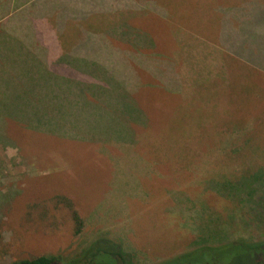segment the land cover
I'll return each mask as SVG.
<instances>
[{"label": "rangeland", "instance_id": "rangeland-1", "mask_svg": "<svg viewBox=\"0 0 264 264\" xmlns=\"http://www.w3.org/2000/svg\"><path fill=\"white\" fill-rule=\"evenodd\" d=\"M35 4L0 22V264L264 242V0Z\"/></svg>", "mask_w": 264, "mask_h": 264}, {"label": "trees", "instance_id": "trees-1", "mask_svg": "<svg viewBox=\"0 0 264 264\" xmlns=\"http://www.w3.org/2000/svg\"><path fill=\"white\" fill-rule=\"evenodd\" d=\"M0 108V118L4 116ZM4 146H7L4 145ZM1 195V194H0ZM61 202V200H59ZM63 201V200H62ZM65 202V201H64ZM68 206L71 204L68 202ZM0 203V213L2 212ZM79 233L82 223L73 213ZM7 264H63L58 256L42 255L32 259L11 261ZM69 264H136L130 252L124 251L121 243L107 238L97 239L82 253L81 258ZM156 264H264V242H229L217 246H201L189 252Z\"/></svg>", "mask_w": 264, "mask_h": 264}, {"label": "crops", "instance_id": "crops-1", "mask_svg": "<svg viewBox=\"0 0 264 264\" xmlns=\"http://www.w3.org/2000/svg\"><path fill=\"white\" fill-rule=\"evenodd\" d=\"M36 1H38V0H0V22L3 20L7 21V20L11 19L13 17V15L18 14L19 12H22L24 9L34 11ZM80 17L81 16H79V17L68 16L66 21L67 22L83 21V18H80ZM33 27L36 30V33L38 35L37 37H38L39 41L42 42V40L45 39L46 33L42 32L41 27L39 25V22L36 24L33 22ZM47 42H49V41L47 40ZM44 49L46 50L47 48L44 47ZM44 60H45V63L48 61L47 59H44ZM258 139L261 140L263 138H262V136H259Z\"/></svg>", "mask_w": 264, "mask_h": 264}]
</instances>
